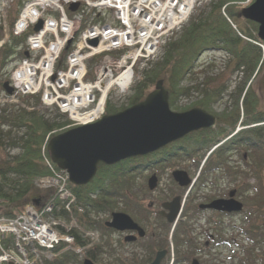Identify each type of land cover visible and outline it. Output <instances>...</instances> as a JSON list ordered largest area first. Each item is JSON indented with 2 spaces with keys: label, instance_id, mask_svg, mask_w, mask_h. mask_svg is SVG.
<instances>
[{
  "label": "trees",
  "instance_id": "16d2710c",
  "mask_svg": "<svg viewBox=\"0 0 264 264\" xmlns=\"http://www.w3.org/2000/svg\"><path fill=\"white\" fill-rule=\"evenodd\" d=\"M223 6L224 9L222 10ZM240 10L241 6L237 4L236 0H212L206 3L204 9L182 28L174 40L164 47L161 58L143 70L141 78L132 86V95L129 97L127 106L142 100L155 82L158 79H163L164 86L168 90L169 101H175L180 96H188L190 93L196 92L202 94V98L197 100L195 104L206 110H212L210 103H213L212 100L218 101L221 99L225 84L207 88L204 84H207L205 81L210 80L209 78L204 79L201 84L199 82L192 85L183 84L184 79L195 68L200 55L206 51L223 50L229 53L234 62L233 69L243 72L245 81L253 75L255 77L264 65V50L262 49L264 41L257 38L255 34L257 23L253 21L246 20L248 26L245 28L238 25V30H235L232 27L228 18L236 21L241 17ZM13 19H9V25H11ZM238 32H241L246 38L241 37ZM1 35L0 27V37ZM25 36V34L22 36L10 35L8 40L0 46V89L2 80L8 79L7 76L2 77L1 71L11 61L22 58L19 47L23 46ZM250 83L247 87L245 85L237 87L232 112H228L230 115L220 113L213 128L189 132L184 137L169 142L145 155L124 158L109 165L98 163L94 177L84 185H73L69 182L68 187L76 194L77 202L85 208L82 214V219L85 220L82 225L86 227L85 229H95L100 231L102 235H110L109 233L113 229L105 227L102 221L93 219L90 213L110 212L114 209L115 199L119 195L138 215L148 219L150 213L148 209L139 201L135 202L130 196V198L125 196L126 193L122 191L128 189L127 174L132 171L141 172L145 168L166 162L174 157L202 156L204 152L216 146L222 137L230 134L232 135H230L227 142L222 145L219 144L216 148L214 147L206 157L205 162L200 167L199 179L195 188L203 186L208 175L217 170L222 169L227 175L236 176L239 171L233 170L229 159L234 151H238L241 147L249 149L248 152L252 156L256 155V174L254 175L259 178L257 183L262 187L260 177H262L264 164V109L259 107L257 95L250 87ZM22 101L30 106L28 99L23 97ZM35 103L36 105L39 103L37 97H35ZM238 105L243 106L244 116L242 122L254 125L246 130L232 133L239 117ZM30 107L12 108L10 110L7 108L0 109V145L20 148L18 154L0 164V216H14L24 209L25 203L28 202L29 204L33 200H39L36 196L33 198L28 196L32 191L33 179L35 177L50 176L54 170V168L51 169L43 162L44 156L41 146L44 138L48 133L54 135L69 128L67 126L69 120L66 115L60 113L57 109L48 117V113L42 112L34 105ZM124 107L126 106L111 104L108 98L105 103V113H114ZM5 127L9 130L16 129L21 132L15 138H9L5 142L3 139ZM241 160L248 169L251 168V162L246 161L243 156H241ZM196 162L198 163L199 159ZM3 181L9 186V192L3 191ZM246 187L241 186V191L246 190ZM263 200L264 197L261 202ZM23 204L25 205L23 206ZM16 209L19 210L16 212ZM52 214L56 216L65 213L57 211L54 207ZM258 215L262 216L260 213ZM162 226H164L165 233H167L170 225L163 221ZM184 227L183 222H179L173 230L172 245L176 249L175 252L171 254L169 251V240L164 244L168 249L165 264H169L170 258H173L175 263L187 256L185 253L179 252L182 247L179 244L180 240H184V244L190 243L187 240L190 237L189 228L187 230ZM217 230L220 233L222 225H217ZM243 232H245L252 247L262 246L264 227L253 224L249 220ZM73 235V244L68 247L66 243L60 242L53 249L55 256L44 258L42 264H82V257L85 256L97 261L103 252H107L111 248L109 242L104 245L105 248L99 244L88 247L86 245L87 240L79 232L74 230ZM76 248H81V252L77 253ZM80 254L82 255L80 256ZM152 254L153 251L151 256ZM116 261H118V264H126L119 257L116 258ZM256 262L264 264V257L250 254L248 262L244 264H256Z\"/></svg>",
  "mask_w": 264,
  "mask_h": 264
},
{
  "label": "built area",
  "instance_id": "2783aa9c",
  "mask_svg": "<svg viewBox=\"0 0 264 264\" xmlns=\"http://www.w3.org/2000/svg\"><path fill=\"white\" fill-rule=\"evenodd\" d=\"M207 1L24 0L12 33L27 32L28 57L13 65L14 94L0 97V102L17 103L19 95L38 94L42 105L67 114L73 125L92 122L103 113L110 89L122 95L134 81L137 65L143 68L157 59L195 7ZM76 2L78 7L69 9ZM6 4L8 0H0V20ZM40 19L41 29L28 32ZM124 81L125 86L119 83ZM45 163L53 168L49 159ZM66 179L53 170L34 183L44 189L57 186L55 195L66 197L71 196ZM37 207H29L36 213L27 208V213L0 217V264H36L28 256L37 255L36 245L50 248L60 239L72 240L69 233L60 234L59 221L50 215L54 198Z\"/></svg>",
  "mask_w": 264,
  "mask_h": 264
},
{
  "label": "rangeland",
  "instance_id": "374dc122",
  "mask_svg": "<svg viewBox=\"0 0 264 264\" xmlns=\"http://www.w3.org/2000/svg\"><path fill=\"white\" fill-rule=\"evenodd\" d=\"M23 2L24 0H11V1L8 0L9 4H6L7 7L5 10L8 22L12 20L14 16H16V11L19 10L18 8H20ZM204 5L205 3L200 4L196 7V9L190 16L189 20L185 23V25H187L191 21V19H194V17H196L200 13V11L204 9ZM230 24L235 30H238V25L244 28L248 26L246 20L242 16L238 18L236 21L230 19ZM162 52L163 51L161 50V56H162ZM233 63L234 62L232 61L230 55L223 51L217 50L216 52H211V53L204 52L197 60L195 69L183 81L184 85H192V84H196V82L197 83L199 82L201 84L204 81V79L209 78L210 80L205 81L207 84H204L205 87L207 88L218 87L225 84L221 99L218 101L212 100L213 103H210L212 110L207 109L208 112L214 114L216 117H218L220 113L229 114L228 112H232L234 108V101L237 95V91H236L237 87L241 85H245L247 87L249 85V80L252 79L251 77L249 80L245 81L246 80L245 74L241 71L234 70ZM13 64L14 61L6 65V67L1 71L2 77L4 78L5 76L8 77L9 71ZM137 70H139L138 71L139 77L142 76L143 70L139 64L137 65ZM89 76H92V74L90 73ZM135 82L136 81H132V83L129 86V89H127L124 93H122L123 95H120L115 89L114 90L110 89L107 95V99L109 98L111 104L115 106H127L129 97H131L132 95L131 89ZM250 87L257 95L259 107L261 109H264V65L260 70V72L252 79L250 83ZM153 88L154 86L151 88V90ZM24 98L28 99L30 101V104L39 108V110H41L42 112L44 111L45 113H48L49 114L48 117H50L52 113L56 112L55 107H46L44 105H41V103H38L36 105L35 98L28 96ZM200 98H202V94H197L196 92L195 93L192 92L188 96H180L175 101H169V106L171 110L184 111L191 107L197 106L195 103ZM1 106L9 108V110L15 107L14 105L11 104L1 105ZM238 106H239V117L237 118L232 133L241 130H246L251 126L250 124H246L242 122V117L244 116L242 112L243 106L240 105ZM59 120L61 119L59 118ZM3 132H4L3 139L5 142H7L9 138L12 139L18 136L21 131H17L16 129L9 130L7 127H5ZM230 135L222 137L216 146H218L219 144L222 145L225 142H227L228 139L230 138ZM216 146L214 147L216 148ZM214 147H212V149H214ZM12 148L14 147L3 144L0 145V164H3L5 160L10 159L11 156L18 154L20 149L18 150ZM248 151L249 149L245 147H241V149H239L238 151H234V153L229 159L230 166L233 167V170L239 171V173L236 176H234L235 178L233 176L227 175L222 169L217 170L211 175H208V178L205 180V184L203 186L191 190L189 188L184 187L182 188V190L180 189L181 191H179L177 189L178 185L173 181L171 177V172L174 170L185 171L191 179H195L198 174V167L200 168V166L205 162V159L210 152L207 153L206 151L202 156L197 155L196 157L193 156L188 158L186 156L184 157L182 156L178 158H173L164 163H160L156 165L154 168L152 166L145 168L141 172L132 171L129 174H127L126 177L128 181L127 183L128 189H124L122 191L126 193L125 196L128 197L130 196L135 202L139 201L145 207L148 206V204L151 202L155 203L152 209L151 208L150 210L148 209V211L150 212L148 219H144L145 218L144 216L138 215L133 209H131L130 206H128L125 203L124 199L120 195L115 199L114 209H112L110 212H100L98 214L93 212L90 213V216L93 219H97L99 221L105 222L110 220V213L112 211L125 212L128 215H130L132 219L136 223H138L144 230H146L147 233H151V231L155 232V237L158 238L157 240L156 238H154L155 245H156V241L159 243L162 242L163 244H166V241L168 240L170 242L173 238L172 235L174 228L179 222H183V224L185 225L184 228L187 230L189 228V234L190 237L193 238V240L191 238H187L188 242L190 241V243H185V244H184V240H180L179 244H181L182 247L180 248L179 252L194 255V253L197 251L199 246L203 245L202 240L207 233L206 232L204 235H200V232L203 231L206 227H208V224L206 223L204 216L202 218L195 215V217L197 218L195 219L193 218L196 210V205L202 202V200L206 195L214 198L217 196H223V195L225 196L227 192L229 193L231 190H235L234 193L235 199L243 203V207L245 209L244 211H246L247 213L246 216L247 218L243 219V221H246V225L242 224L243 222L242 217L241 219H233L228 221L230 223L229 225H224V226L222 225V230H221L222 232H220L218 236L220 235V236H224L225 238L233 239V243H232L233 245L225 244L223 246L216 247L215 249L210 251L211 254L209 255L208 258L206 257L205 259L209 261L210 264H242L248 262V256L250 254H252V256L260 255L264 257V244L261 247L260 246L252 247L251 243L244 238L245 235L240 234V229L246 228L249 220L253 224H257L260 226H262L261 223L264 220V200L261 202V200L264 197V164L261 173L262 177H260L262 187H260L259 184L257 183L259 181V178H257L256 175H254L256 174L255 163L257 161V157L256 155L252 156ZM241 156H243V158L249 163L251 162L250 163L252 165L251 168L249 169L247 168V166L241 160ZM197 159H199L198 163L196 162ZM149 175L158 177L156 178L155 181V185L158 187L157 190L154 189L152 191L147 187V182H148L147 177ZM35 179L36 178L33 179V182ZM39 179H41V177ZM2 185H3L2 186L3 191L9 192L10 188L9 186H7V184H5L4 181ZM241 186L243 187L247 186L246 190L242 192L240 189ZM58 190L59 188L57 186H55L53 189H43L42 187H39L37 185L34 186L32 184V191L29 193L28 196L32 198L36 196V198L39 200L38 201L33 200L29 204L27 202L25 203L26 205L23 204V206L25 205L24 212L27 213V208L29 207L39 209L37 206H42L46 202V199L49 197L50 193L57 192ZM175 195L181 196L184 205L183 211L178 217L176 221V225L174 227L170 225L168 232L165 233V228L164 226H162V222L164 220L163 219L160 220L158 217H156L154 212L160 208L161 201L165 200L168 197L170 198L172 196L174 197ZM60 198L62 197L58 196L57 198H54V202ZM32 208L29 209L32 210ZM18 210L19 209H16V212ZM31 212H35V211L32 210ZM21 213L22 211L18 212V214ZM259 213L262 215L261 217L258 215ZM76 217L77 219H71V217L69 216H67L66 218L62 216L61 221L62 223H64L66 229H71L72 231L76 230L82 235L83 231L87 230L85 229L86 227L82 225L83 221L85 220L82 219V214L75 216V218ZM190 227H192V231H190ZM213 231H215L214 228ZM97 232L100 236L99 237L100 240L95 241V243L93 244L94 246L97 244L104 246L106 245L107 240L109 243L110 242L115 243L116 245L114 248L110 250V254L109 253L103 254L102 256L99 257L100 258L99 260L97 261L93 260L94 264H118V261H116L115 257L121 258L122 260H124V263L126 264H139L145 258L143 255L145 252L132 251L131 246L122 247L120 245L121 237H118V235L110 234L104 237L102 233H100V231L97 230ZM82 236L86 237V235H82ZM109 237H111V239H107ZM86 239L90 241L87 237ZM195 243H197L198 245L196 247L192 246L193 244L196 245ZM145 244L148 243L144 241V245ZM87 246L90 245L87 244ZM170 249H171L170 251L171 253L176 251V249L172 244H170ZM247 251L248 254H246ZM256 264H260V263L256 262Z\"/></svg>",
  "mask_w": 264,
  "mask_h": 264
},
{
  "label": "water",
  "instance_id": "95a60500",
  "mask_svg": "<svg viewBox=\"0 0 264 264\" xmlns=\"http://www.w3.org/2000/svg\"><path fill=\"white\" fill-rule=\"evenodd\" d=\"M77 5L73 3L69 8L74 10ZM240 12L243 18L257 23L256 35L264 41V0H254ZM41 26L42 20H39L34 30H39ZM91 42L95 44L96 40ZM23 55L28 56V52L24 51ZM1 86L7 94L13 93L8 80L3 81ZM168 99L163 79H158L144 99L114 113L103 114L92 123L77 125L51 136L47 143L50 159L68 173L72 184L83 185L94 177L98 163L109 165L124 158L145 155L191 131L215 126V115L206 109L194 106L184 111H174ZM172 176L180 186H187L190 182L185 171L175 170ZM154 177L148 180L150 189L155 185ZM234 193L235 190H231L227 198L213 199L205 206L219 211L238 212L243 205L234 198ZM162 207L167 210L164 214L166 220L174 224L181 209L180 196L162 203ZM105 225L116 230L134 229L140 236L144 234L143 228L125 212L113 211ZM166 254L167 249L156 251L148 264H160ZM83 264H93V261L86 258ZM192 264L199 263L193 259Z\"/></svg>",
  "mask_w": 264,
  "mask_h": 264
},
{
  "label": "flooded vegetation",
  "instance_id": "af4514ba",
  "mask_svg": "<svg viewBox=\"0 0 264 264\" xmlns=\"http://www.w3.org/2000/svg\"><path fill=\"white\" fill-rule=\"evenodd\" d=\"M148 177H147V179H148ZM156 178H158V177H156ZM198 179L199 178H197L196 180H194L191 183V185L189 187L190 190L191 189H195V185H196V182L198 181ZM147 187H148V182H147ZM154 189L157 190L158 187L155 185V187L153 189H151V190L153 191ZM177 189L179 191H181L182 187L178 185ZM227 196H228V192L226 193L225 196L224 195L223 196H217V197H214V198H225ZM236 197H239V196H236ZM171 198L168 197L165 200L161 201L160 202V208L157 209L154 212L156 217H158L160 220L163 219L167 224H168V222L166 221V217L164 216V214L166 213V210L163 209L162 203H164L166 201H169ZM214 198L206 195L204 197V199L202 200V202H200L198 205H196V210L195 211L196 212H200L201 211L200 212V217L203 218V216H204L205 217L204 219H205L206 223L208 224V227H206L203 231L200 232V235H204L207 232L206 236H204L203 240H202V244L203 245L200 244L201 246H199V248L194 253V255L186 254L187 256H184L183 259H181V260H179V261H177L175 263H174L173 258H170L171 260H170L169 264H192V260L193 259H196L199 264H210V262L205 259L206 257L208 258L209 255L211 254L210 251H212L216 247H220V246H223L225 244L233 245L232 244L233 243V239L225 238L224 236H220V235L218 236L219 232L217 230V225H219V224L223 225V226L224 225H229L230 223L228 221L233 220V219H241V217H242V221H243V219L247 218L246 217L247 213H246V211H244L245 210L244 207H243V209L241 211H238V212H233V211L232 212H226V211H219V210H215V209L206 208L205 205L208 204ZM154 205H155V203L151 202L145 208L150 210V208L152 209L154 207ZM183 206L184 205L182 204L181 212L183 211ZM193 218H195V216ZM242 224L246 225V221H243ZM213 228L215 229V231H213ZM244 229L245 228L240 229V234L241 235L244 234L245 235L244 238L246 239V234H245V232H243ZM112 234H116V235H118V237H121L120 245L122 247L131 246L132 247L131 248L132 251L145 252L143 254L145 258L139 264L150 262L153 259L156 251L167 248L162 242L159 243V242L156 241V245L154 244V238H156L154 231H151V233H147V231L145 230V233L142 236H138V233H137L136 230H131V231H113ZM128 235H132V236H135V237L132 238V239H128L127 238ZM157 239L158 238H156V240ZM144 241L147 242L148 244L144 245ZM195 244L196 245L193 244L192 246L196 247L198 245L197 243H195ZM152 251H153V254L151 256V252ZM167 256H168V252L161 259L160 264H165L166 263ZM242 264H244V263H242Z\"/></svg>",
  "mask_w": 264,
  "mask_h": 264
},
{
  "label": "bare ground",
  "instance_id": "6f19581e",
  "mask_svg": "<svg viewBox=\"0 0 264 264\" xmlns=\"http://www.w3.org/2000/svg\"><path fill=\"white\" fill-rule=\"evenodd\" d=\"M35 24H36V23H35ZM35 24L29 26V32H31V31H32V32H36V31H39V30L41 29V28H40L39 30H34V25H35ZM41 27H42V26H41ZM163 51H164V49H163ZM119 83L122 84V85H124L125 83H127V81H124L123 83H122V82H119ZM124 86H125V85H124ZM168 102H169V99H168ZM15 109H16V108H15ZM122 109H123V108H122ZM103 114H106V113L103 111V113L101 114V116H102ZM101 116H100V117H101ZM100 117H98V118L95 119L94 121L98 120ZM94 121H92V122H94ZM92 122H90V123H92ZM85 124H86V123H85ZM87 124H88V123H87ZM79 125H82V124H79ZM50 197H51V198H56L57 195H53V194H51ZM263 222H264V220L262 221V223H263Z\"/></svg>",
  "mask_w": 264,
  "mask_h": 264
}]
</instances>
